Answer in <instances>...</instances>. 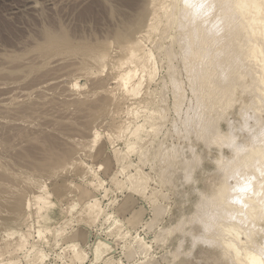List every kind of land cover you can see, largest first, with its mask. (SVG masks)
<instances>
[{"label": "rangeland", "instance_id": "obj_1", "mask_svg": "<svg viewBox=\"0 0 264 264\" xmlns=\"http://www.w3.org/2000/svg\"><path fill=\"white\" fill-rule=\"evenodd\" d=\"M146 1L0 0L1 25H8L10 28L4 30L3 35L6 36L0 35V77L3 78H0V184L6 180L8 185H12L8 186L7 182L0 185V189L7 185L6 189L3 187V192H11L3 193L7 199H0L9 206L8 209H0V252H4L2 264H105L106 257L109 258L108 264H228L223 263L224 259L218 248L207 245L201 239H193L201 231L199 222L193 220L191 224H182V230L176 228L171 231L175 224L195 210L199 203V191L208 193L214 189L220 173L215 165V158L221 152L228 154V149L224 145H207L208 141L197 138L192 128L187 130L181 124L179 117L184 115L189 102L192 105L194 101L187 78L183 77V68L180 70L182 64H179L180 58L176 56L178 46L170 43V37L162 40L157 36L161 35L164 24L160 15L165 7L169 9L172 0H159L165 7L160 9L161 13L158 11L159 18L155 21L157 30H151L149 34L146 30L151 10L145 6ZM11 26L17 30L16 34ZM6 32L15 35L10 34L11 37H8ZM141 32L144 34L142 44L146 49L152 50L156 60L155 75L152 80L143 76L137 93L133 94L122 89L118 76L128 65L125 60L127 44ZM55 33L57 40L66 34L64 36L70 39L63 38L75 45L87 44L89 48L90 44L92 50L103 51V59L93 61L89 56L88 62L91 65L83 64V61H87L84 60V55L80 57L81 54H68L65 57V54H59V57L50 50L51 55L47 57L52 58L48 60L45 56L49 53L48 50L45 52L43 48L41 52L36 44H41L48 34L52 38L51 34ZM56 34L52 39L55 44ZM153 36L159 41L154 42ZM160 41L164 45L172 44L167 48L175 50L174 55L169 58L170 60L172 57L170 62L163 53L161 55L162 49H154ZM19 42H27L28 45L36 43L38 48L35 46L36 49H33L31 45V50L29 46H22ZM27 50L31 52L28 53ZM38 50L46 54L42 55ZM98 61H101L100 64ZM171 63L175 70H179L177 77L180 75L178 78L182 82L180 96L183 100L178 107L174 106L175 95L168 76L174 71L170 69ZM60 72L65 74L60 75ZM143 74L145 75L144 72ZM181 97L179 98L182 99ZM238 104L239 102L232 106L233 111ZM20 115L23 116L18 117ZM17 118L22 121L16 122ZM232 118L234 123H238L237 116L232 115ZM137 124L142 127L135 133L142 139L133 145L128 159L137 163L139 149L142 146L149 149L139 164L123 169L114 158L113 147L127 151L126 142H133L135 138L129 132ZM17 125L21 127L16 129ZM150 125H153V129H150ZM75 126L77 130H74ZM225 127L226 123L221 121L220 129L226 131ZM105 132L111 137L107 138ZM70 133L74 136H70ZM100 140L104 142L102 141L101 149H98ZM50 141L57 143H51L57 148L53 150L55 155L53 154L52 159L42 150ZM162 146L167 148V169H161L164 164L160 157H155ZM175 151L177 156L172 157ZM193 153L199 156L198 165L184 169V159L190 158ZM19 155L22 158L27 156V160L35 163L34 166L25 165L28 161L18 162L21 160ZM40 162L47 165L44 163V167ZM106 169L108 175L104 173ZM188 170L187 176L185 172ZM128 173H138L139 176L142 174L146 182L143 192L131 190V200L127 203V210L123 212L117 210V204L128 193L129 182L125 178ZM110 175L114 176L115 181L110 180ZM99 180L101 185H98ZM94 199L98 201L97 206L94 209L87 207L88 202ZM48 203H53V206ZM138 207L142 208L143 218L138 224L131 226L127 218L130 211ZM36 209L40 210V213L37 211L40 215ZM96 211L99 212L98 215ZM40 225L43 230L39 229ZM36 227L39 230L35 232ZM73 229H77L78 234L85 232V237L76 236L77 233L72 235ZM21 234L24 239H28L24 240ZM138 237L141 241H138ZM98 240L108 243L110 250L101 258L93 260L91 248ZM74 244L78 253L83 256L82 260L72 257Z\"/></svg>", "mask_w": 264, "mask_h": 264}, {"label": "bare ground", "instance_id": "obj_2", "mask_svg": "<svg viewBox=\"0 0 264 264\" xmlns=\"http://www.w3.org/2000/svg\"><path fill=\"white\" fill-rule=\"evenodd\" d=\"M147 1H146L147 5L145 6L149 7V10H151V13H150V18L148 17V20L150 19V21H148L149 23L147 24L148 29L147 30L145 29V30L149 34V31L153 30L154 32V30H157V28L155 27L157 25V22L155 21H157L156 19L159 18V15L157 14L159 13L158 11H160L161 13L160 9H162L163 6L159 3V0H147ZM163 5H165V3ZM167 8L165 7L164 12L160 15V19L163 18L164 24H163L162 33L159 32L160 30L158 31V33L159 34L161 33L162 36L161 35L159 36L158 34L157 36L161 37L158 39H162V40L167 37H170L169 38L171 40L170 43L178 46L176 47L177 49L176 56L177 58H180L178 59V61L180 60L179 64L180 65L182 64V66L180 67V70L181 68H183L182 69L184 72L183 75L185 74V76L183 77H185V79L187 78V82H188L187 85L189 84L188 88L190 89L189 91L192 96V100L194 101L192 105H190L191 103L189 102L190 108L187 104L189 109L187 108L186 111L183 112L184 115H181L179 117L180 122L181 124L185 126V129L188 130L192 128L193 133L196 135L197 138H200L203 141L204 140L208 141V143H206L207 145H211L212 143L215 145H219L218 147H222L224 145L228 149L227 150L228 154L225 155L224 152L223 153L221 152L215 158V162H216L215 165L217 167V170L220 173H219L218 182L216 186L214 187V189L208 193L206 192L203 193L199 191V196H200L199 203L196 204L195 210H193L189 216L180 220L178 224H175L172 227L171 231L175 230L176 228L177 229L180 228L182 230V228H184L182 224L184 223L191 224L190 222L195 220L197 221V223L199 222V224L201 225V231H199L200 232L199 234H195L196 236L194 235L195 237L193 236V239H201L207 245L213 246L216 249L218 248V250H220L218 251L220 253V256L224 259L223 263L264 264V0H172L171 4L169 5V9ZM3 23L6 24V22H3ZM1 24H2V20L0 22V35L6 36V35H3V32L4 30H7L6 28H9V27L8 25L4 26ZM12 28L13 26H11V29ZM13 29L12 31L16 34L17 30H15V28ZM12 31L8 30V32H12ZM8 32L6 33L9 34ZM146 32L144 31V34ZM10 34L12 35L13 33H10ZM10 34L8 35V37H11ZM55 34H51L52 38L48 36L50 35L48 34L46 35L47 37L45 38L43 37L44 39L41 44L40 43L39 44L35 43V44L37 46L39 45L38 47H40V50L43 48L45 52L46 50H48V52L52 50V53L54 55L58 54V56L59 54L61 55L65 54V57L71 56L72 54H81L80 57L84 55V58H85L84 60H87V61L84 62L82 60L83 64L84 63L90 64V62H88L89 56H91V60L93 61L94 59L104 57L103 51L99 49L92 50L91 49L92 47L90 48V44H89V48L86 43L84 44H86L87 47L84 46L83 44L81 45L73 44L71 41L68 40L70 38H68L67 36H64L66 34L64 35L60 34V35H63V37H66L68 39L63 38L61 36L58 40H57V34H56L55 40H57V43L55 44L53 42L54 40H52L54 39L53 37H55ZM140 34H143V32H141ZM140 34L138 37L134 39L132 38V41L130 43L127 40L129 44H127L128 46H126L127 47V57L125 56V60L126 62H128V65H127V68L123 69L119 73V76H118L122 89L126 92H131L133 94L137 93V90L141 84V81L144 78L143 76H146L147 78L146 77L145 78L148 80L150 79L152 80L153 76L155 75V71H154L155 70L154 65L156 63L155 62L156 60L154 59L155 57H153L152 50L146 49V47H144V45L142 44L141 41H142L144 34L141 36ZM33 35H34V31H33ZM60 35L58 34V36ZM17 36L18 35H16L15 39L17 38ZM8 37L7 39L11 41V39H9ZM37 38H36V42H37ZM130 38L131 36L129 37V39ZM152 39L155 40V41L151 40L154 42H156L157 40L156 37ZM14 40L12 41L17 43ZM39 41L40 40H38V42ZM32 42H34L33 39H32ZM5 43L7 44V41ZM20 43L21 42H19V44ZM151 43L155 44L153 42ZM8 44H11V43H8ZM23 44H20V45L23 46ZM26 44H25V47L29 46L30 49H31V45L32 47H34L33 49L38 48L34 43L31 45L30 44L26 45ZM172 44H170V46ZM167 46L168 45H164V42L160 41L159 45H157L155 48L153 46L152 47L154 49L157 48L156 49L157 51L159 49H162L161 55L163 53L164 56L168 58V62H170L172 60V57L170 60L169 58L170 56L174 55L173 53L174 49L172 50L171 48H167ZM25 47H22V49ZM31 50H29V52H31ZM40 50H38L39 53L42 52V50L41 52ZM38 52L36 54H38ZM34 54L35 53H32L33 56ZM45 54H42V55H45ZM49 54L50 52L47 53V55L45 56L47 57L49 56ZM61 55L59 57H61ZM43 58L44 56H42L41 59ZM50 58H52V56ZM50 58L47 57L48 60ZM47 59L46 61H48ZM72 60H75V59H72ZM174 60L175 58L173 59V61ZM93 61H91V63H94ZM98 62L100 64L101 61H98ZM26 64L28 66V63ZM95 64H98V63H95ZM176 64H177V61H176ZM34 65H36V63ZM169 66H170V69L174 70V71H171L170 69H167L169 72L171 71L170 73L167 71V73H169L168 74L170 78L169 81H171L172 88L174 90V95H175L174 106L178 107V105L183 100V98L180 96L181 95L180 86L182 82L178 78L180 77V75L177 77L179 70H175V68L172 66V63ZM138 68L140 69V74H138ZM20 69L21 68H19V70ZM30 71L31 70L29 69V72ZM143 72L145 73V75L143 74ZM11 73L15 74V72H11ZM12 74H10V77ZM59 74L64 75L65 73L61 74L60 72ZM88 75H92V74L88 73ZM183 77L181 76V78ZM8 79L10 78L8 77ZM6 80L4 82H6ZM9 82H12V81L10 80ZM241 96H245V97H241ZM179 97H181L182 99H180ZM238 102H239L238 107L235 108L233 111L232 106ZM232 115H235L238 117V123H234L235 121L233 120L234 117L232 118ZM21 116L23 115H20L18 117H21ZM12 119H15V118H13L12 116ZM17 120L18 121L16 122L22 121L21 118L20 120L17 118ZM221 121H223V123L224 122L226 123V127H225L226 131H222L220 129ZM10 123L9 125L11 127L12 123L11 124ZM20 127L21 126L19 125L16 129H19ZM141 127H142L141 124L140 125L137 124L135 126V129L129 132L133 136H135V138L133 142H129V141L126 142L127 151H123L117 146L113 147L114 158L117 163L121 164L123 169L125 167L135 166L139 164L138 162L142 161L143 156L147 153V150L149 149L145 146H142L141 149H139V151L137 152L138 161L137 163L134 162L136 164H134L130 159H128L129 157L128 153L131 151L133 145L140 142L142 139V137H140L138 133H135ZM149 127L150 129H153V125H150ZM74 130H77L76 126ZM77 132H79V129ZM71 134L73 135V133H70V136ZM104 135L107 138L111 137V135L107 132H105ZM52 141H50L49 143L50 145L48 144V146L46 145L42 149L43 152L47 154V156L51 159L55 155V152L53 150L57 149L56 147H53L51 145ZM100 141H101L99 142L100 144L98 143L100 146L97 145L99 147L98 149H101L100 147L104 142L103 140H100ZM40 143L41 141L39 142V144ZM56 144H53V145H56ZM13 146H14V143H13ZM41 146L43 147V145ZM166 151H167V148H163L162 146V148L159 151L157 150V152L155 153V157H160L161 163L164 164V166L163 164H161L163 166L161 167V169H167L166 166H168V158L166 156ZM175 152L176 153L172 154V157H175V155L177 156V151ZM21 153L22 152H20V154ZM21 155H19V159ZM167 155L169 156L168 153ZM198 158L199 156L193 153V155L190 158L184 159L183 161L184 169L186 168L190 169L192 166L195 167V165H198V161H199ZM22 161H25V162L28 161V164H25L28 166L29 164L30 165L32 164L33 166L35 164L32 160H31L32 162L27 160V156L23 158L21 157V160L18 162H22ZM45 162H47V160ZM45 162H42L43 166ZM45 165L47 164L45 163ZM42 168L43 167H41V169ZM52 168L54 169V167ZM105 171L106 172L104 173L108 175L109 174L108 169H106ZM185 173L188 176L189 170L186 171ZM141 175L139 176L138 173H135V174L128 173L127 175H125L126 180L129 182L128 193L124 196L122 201L119 204H117V210H122L123 212L127 210V203L128 201L131 200V192H132L131 190H134L137 192L144 191L146 179L145 177ZM109 178L111 181H115L114 176L110 175ZM5 182L7 181L4 180V183L0 185H3V184L5 185ZM101 184L102 182L99 180L98 185H101ZM7 185H8V182H7ZM7 185L3 186L4 189H6ZM9 185L11 184L9 183ZM3 187L1 188L3 189ZM2 189H0L1 190L0 199L4 200V199H7L6 192L8 193H11V192L4 191L6 194H3L4 192L2 191ZM104 191L106 193L107 189H105ZM2 200H0V209H5V208L8 209L9 206L6 205L7 202L2 201ZM50 203L48 204L53 206V203L52 204ZM134 203L135 201H133L132 204ZM97 204H98V201L94 199L92 202H88L86 206L92 207V209H94L97 206ZM49 208L52 209L51 207ZM37 211L38 209H36V212ZM96 212H97L96 214L98 215L99 212L98 211ZM36 217L39 218L38 216ZM142 218H143L142 208L138 207L135 209L133 208L130 211V216L129 218H127V221L129 225L135 226L141 221ZM39 222H38V225H39ZM36 228L37 229H35V232L39 229L40 230L42 229L41 225L39 229L38 227ZM75 233H77V229H73L71 231L72 235H75ZM38 234H40V231H38ZM27 235L28 233H26V236ZM39 236H41V234ZM76 236L85 237V232H82L79 234L77 233ZM25 239H28V238L25 237ZM138 241H141L139 237H138ZM178 249L179 248L177 247V250ZM109 250H110V247L108 243H105L102 240L96 241L91 248L93 260H97L101 258ZM72 252H73L72 257L82 260L83 256H81V254L78 253L79 251H77L76 249V244L72 245ZM3 255H4V252L3 251L0 252V264L4 262V261L2 262ZM43 255L45 256V253ZM42 258H45V257H42ZM104 263L105 264L109 263L108 257L104 258ZM10 264H13V263H10Z\"/></svg>", "mask_w": 264, "mask_h": 264}]
</instances>
